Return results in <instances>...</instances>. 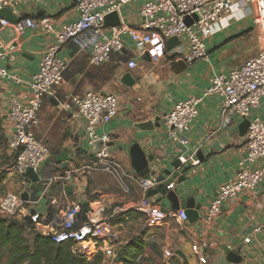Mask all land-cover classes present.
Masks as SVG:
<instances>
[{
    "label": "crops",
    "instance_id": "crops-1",
    "mask_svg": "<svg viewBox=\"0 0 264 264\" xmlns=\"http://www.w3.org/2000/svg\"><path fill=\"white\" fill-rule=\"evenodd\" d=\"M143 1L123 6L118 14L120 22L130 26L139 25L142 21L140 7ZM9 11L17 20L28 16L51 17L57 27L75 22L79 15L73 0H18L13 2ZM0 16L13 22L6 14ZM254 19L255 14L248 13L244 18L233 20L229 27L206 39L208 61H184L181 54L186 50L185 41L170 51L167 46L163 47L155 41L146 52H139L127 34L122 37L123 51L113 53L111 59L100 66L91 65L88 56L79 53L73 41L64 45L59 55L70 62V69L63 84L56 88L55 96L48 95L45 98L36 133L54 150L51 160L43 165L42 174L50 171L53 172L51 175H62L75 165L80 171L70 183L73 186L71 194L64 193L62 185L56 183L51 188L52 195L49 194L52 199H56L57 204L50 205L49 201L40 200L34 210L47 219L50 207L55 210L53 216H56L62 207L71 203H88L91 209L95 204L103 203L108 212L116 207L125 211L133 202L144 196L139 184L141 176L132 166L131 148L138 144L144 150H151L153 160L149 162L150 173L156 179L160 175L168 178V171L173 174L176 171L173 162L182 154L200 160L197 165L190 162L184 165V168L189 169L187 178L180 185L176 182L174 188L180 201L194 198L195 205L201 206L200 216L203 217L220 185L234 180L240 169L250 166L245 161L246 134L242 135L240 130L244 120L231 116L223 121L218 98L207 97L200 104L199 115L191 125L189 145H182L168 137L162 116L177 100L199 96L215 74L230 72L256 53L258 33ZM5 27L7 26H0V50L8 55L2 63L23 80L20 86L8 80H0V121L5 129L6 149L13 156L7 147V138L12 133L8 120V100L11 97L22 99L24 92L25 95L28 93L27 86L31 76L39 70L43 53L54 39L43 28L27 30L23 35L18 34L17 48L7 51L8 44L13 40L7 36ZM8 38L9 41L5 45L4 42ZM131 59L138 63L134 69H129L127 64ZM72 64H76L78 69L71 67ZM127 72L136 80L132 87L121 81ZM87 90L113 93L119 98L117 116L110 123L100 126L98 133L110 134V151L128 173L126 176L113 175L102 170L85 172L83 169L91 158L88 152L90 145L86 120L82 117L74 118L63 111L57 99H66L71 94H83ZM254 111H259L261 120L264 121V105L260 110ZM157 117L160 118L159 125L156 124ZM147 122H152L153 127H141V124ZM57 151H66L70 155L65 169L61 168L62 162L57 157ZM263 161L254 166L262 164ZM9 166L8 170L11 172ZM184 168L180 169L181 174ZM27 182L34 183L30 177L23 181ZM32 188L31 194L34 193ZM154 196L164 212L175 210L165 195L158 193ZM130 209L120 213L121 218L117 220V225H114V229H119L117 234L120 236L116 248L117 256L118 249L131 247L137 250L141 245L144 251L138 261L142 264H164V250L167 248L173 250V264H203L199 255L193 251V245L198 243L207 244L205 253L208 262L205 264L264 263L261 236L256 235L251 242H245L254 221L264 222V180L255 192L243 191L235 199L227 201L221 214L210 224L205 223L203 219L196 223L189 220L180 223L176 219H168L163 225L146 228L143 232L145 215ZM181 209L185 210L182 206L179 210ZM225 248L238 253L242 260L238 263L230 262Z\"/></svg>",
    "mask_w": 264,
    "mask_h": 264
},
{
    "label": "built area",
    "instance_id": "built-area-1",
    "mask_svg": "<svg viewBox=\"0 0 264 264\" xmlns=\"http://www.w3.org/2000/svg\"><path fill=\"white\" fill-rule=\"evenodd\" d=\"M14 1L18 0H0V15L1 11L9 9ZM136 1L139 0H73L79 12L77 20L59 27L54 25L51 17L28 16L11 22L0 16V26L13 25L20 35L25 34L27 30L43 28L54 39L43 53L39 70L31 76L27 86L28 93L25 95L24 92L22 99L11 97L8 100L10 108L8 120L12 133L7 138V147L14 158L11 170L25 181L29 179L28 169L33 168L40 174L41 179L35 183L34 193L28 192L27 199L23 198L22 194L14 192L1 196L0 217L22 218L32 211L27 204H38L40 200H47L48 204L56 205V199H52L49 194L52 186L56 183L61 184L65 193V187L72 183L74 176L80 171L75 165L62 175L42 174V167L51 160L52 151L36 133L45 98L48 95L55 96L56 88L63 84L70 67V62L59 55L64 45L73 41L78 52L88 56L91 65L100 66L107 63L113 53L123 51L122 37L126 34L139 52H146L155 41L166 47L170 38L177 37L187 45L181 54L184 61L187 63L196 60L208 61L206 39L229 27L233 20L244 18L248 13L255 14L254 24L258 33L256 53L230 72L215 74L199 96L177 100L172 108L163 114L162 119L168 137L182 145H189L191 125L199 115L200 104L207 97L218 98L223 121L231 116L249 121L245 161L250 166L240 169L234 180L220 185L202 217L205 223H212L221 214L227 201L235 199L243 191L255 192L264 180V161L254 166L264 160V121L261 120L260 112L254 111L260 110L264 105V0H144L140 7L142 21L139 25L130 26L125 22L107 25L108 15L115 12L119 14L123 6ZM188 19H191V23L187 21ZM7 55V52L0 50V80H8L20 86L23 80L2 63ZM127 64L129 69H134L138 65L134 59L129 60ZM57 101L59 107L72 117H82L86 120L91 158L83 167L84 171L102 170L113 175H128L121 163L111 156L110 134L98 133L100 126L110 123L117 116L119 112L117 95L87 90L83 94H71L66 99ZM99 139L103 141L104 146L100 151L93 153L92 146ZM178 158L183 167L188 162L193 165L200 163L194 156L185 157L182 154ZM139 184L144 196L133 202L130 208L145 215L146 224L143 232L146 228L163 225L168 219H176L180 223L188 220L185 210L164 212L158 199L147 195L160 184L155 177H140ZM81 208L80 203L68 204L51 220L37 213L34 216L36 229L43 234L51 235L57 244L73 242L75 253L90 256L102 252L105 264L117 263L116 248L119 235L114 229L113 220L115 213L124 209L116 207L108 212L107 206L99 203L97 208L87 211L85 221L79 222ZM256 235L261 236L264 254V222L254 221L245 242H251ZM206 247L207 244L193 245V251L199 255V260L203 264L208 262ZM173 255V250L165 249L164 264H173L171 262Z\"/></svg>",
    "mask_w": 264,
    "mask_h": 264
},
{
    "label": "trees",
    "instance_id": "trees-1",
    "mask_svg": "<svg viewBox=\"0 0 264 264\" xmlns=\"http://www.w3.org/2000/svg\"><path fill=\"white\" fill-rule=\"evenodd\" d=\"M71 67L78 69L76 64H72ZM3 140L4 132L1 131L0 143L3 144ZM51 151L54 152V150ZM60 153L57 151V154ZM33 185L36 186L35 183ZM89 207L88 203L82 204L78 215L79 222L86 220ZM54 211L50 207L48 220L52 219ZM36 215V210L32 209L22 218L0 217V258H5L4 264H105L102 252L89 257L82 253H75L73 242L55 243L51 235L43 234L36 229L34 219ZM118 250L116 261L118 264H140L138 257L144 251L141 245L137 250L131 247Z\"/></svg>",
    "mask_w": 264,
    "mask_h": 264
},
{
    "label": "water",
    "instance_id": "water-1",
    "mask_svg": "<svg viewBox=\"0 0 264 264\" xmlns=\"http://www.w3.org/2000/svg\"><path fill=\"white\" fill-rule=\"evenodd\" d=\"M1 14H6L8 15L13 22L17 21V18L13 17L9 11L8 8L3 9L1 11ZM189 23H191V19L187 20ZM106 23L108 26L114 25V24H119L120 19L119 15L117 12L110 14L106 17ZM5 32H7V36L11 38L13 41H10V44H8L6 50L7 51H12L17 48L18 42H17V37L18 33L16 32L15 28L13 25H8L4 29ZM9 38L6 39L4 42L5 45H7V42L9 41ZM181 43V41L177 37H172L167 41V50H172L176 46H178ZM148 55V54H146ZM121 81L123 84L132 87L135 83L136 80L132 76L130 72L125 73ZM0 115H1V106H0ZM157 121V125H159V120L160 118L157 117L155 119ZM249 125L248 120H244L243 123L240 126L241 134L245 135L247 132V128ZM141 127L143 128H149L153 127L152 122H147L145 124H141ZM111 142L109 143V145ZM104 146V143L101 139L97 140L94 142L92 146L93 153H96L100 151ZM58 159L62 162L61 168L65 169L68 165V161L70 158V155L66 152L63 151L60 154L57 155ZM131 157H132V166L138 172L139 176L143 178H152L153 176L150 173V166L149 162L153 160V155H151V150H144L142 149L138 144H135L131 148ZM173 165L176 169L175 172L168 171V178L165 175H160L158 176L157 180L160 182L159 186L153 190H150L148 195L149 196H154L158 193H161L162 195H165L171 202V206L175 210H179L182 207L185 208V211L187 213V218L191 223H196L197 221L201 220L202 217L200 216V205H195V200L194 198H189V199H183L182 201L179 200L178 192L174 188V185H176V182L178 185L182 184L186 180V173L188 172V168H184L183 165L181 164V161L177 159L175 162H173ZM184 168L183 174H181L180 169ZM27 175L30 177V179L34 182L37 183L40 181L41 177L40 174L37 173L33 168H29L27 171ZM73 189V186L68 184L65 187L66 193L69 195L71 194V191ZM22 197L27 199L28 198V193H23ZM165 211H169L168 209H165ZM226 252L228 253V260L232 263H238L242 260V257L234 252L231 251L229 248H225ZM110 264H117V263H110Z\"/></svg>",
    "mask_w": 264,
    "mask_h": 264
},
{
    "label": "rangeland",
    "instance_id": "rangeland-1",
    "mask_svg": "<svg viewBox=\"0 0 264 264\" xmlns=\"http://www.w3.org/2000/svg\"><path fill=\"white\" fill-rule=\"evenodd\" d=\"M196 17V15H195ZM165 125V124H164ZM165 129L167 131V128L165 126ZM4 126L2 125L1 121H0V135H1V131L4 132ZM88 152L91 154V148L88 146ZM111 153V156L113 158H115L113 156V153L110 151ZM116 159V158H115ZM13 162V156H11V154H9V152L7 151L6 149V144L3 140V144L0 143V197L1 196H4L5 194H7L8 192H14L16 194H23V193H30V188H32L33 190H35L36 188L34 187V183L31 184V182H27V183H23V179L18 175L16 174L15 172H10L8 170V165H11ZM53 174V172H47V176ZM30 184L32 186H30ZM1 186H3V188H1ZM55 188V187H53ZM53 191V190H52ZM51 193V192H50ZM52 195V193H51ZM95 198L97 197L96 195L94 196ZM35 199V197L33 198ZM41 202H44V201H41ZM37 204H32V203H28L27 206L29 208H34V206H36ZM98 204H95V206H93L92 208H97ZM89 209H91L89 207ZM127 210H131L130 207H128L125 211ZM125 211H118L117 213H115V221H114V225H117V220L121 218V215H119L120 213H123ZM130 212V211H129ZM115 231L118 232L119 229L115 228ZM120 241V236H119V239ZM86 246V244H85ZM93 250V249H92ZM1 259V258H0ZM4 259H1L0 261V264H4ZM140 264H142L140 262Z\"/></svg>",
    "mask_w": 264,
    "mask_h": 264
}]
</instances>
